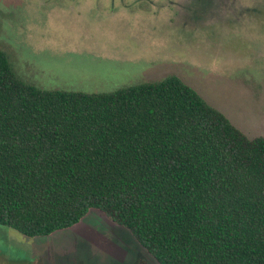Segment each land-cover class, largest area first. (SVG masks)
I'll return each instance as SVG.
<instances>
[{
	"label": "trees",
	"instance_id": "1",
	"mask_svg": "<svg viewBox=\"0 0 264 264\" xmlns=\"http://www.w3.org/2000/svg\"><path fill=\"white\" fill-rule=\"evenodd\" d=\"M89 209L157 264H264V138L173 74L40 89L0 50V225L45 236Z\"/></svg>",
	"mask_w": 264,
	"mask_h": 264
},
{
	"label": "rangeland",
	"instance_id": "2",
	"mask_svg": "<svg viewBox=\"0 0 264 264\" xmlns=\"http://www.w3.org/2000/svg\"><path fill=\"white\" fill-rule=\"evenodd\" d=\"M0 50L40 89L109 92L173 74L264 138V0H0ZM111 224L89 209L45 236L0 225V264H138Z\"/></svg>",
	"mask_w": 264,
	"mask_h": 264
},
{
	"label": "crops",
	"instance_id": "3",
	"mask_svg": "<svg viewBox=\"0 0 264 264\" xmlns=\"http://www.w3.org/2000/svg\"><path fill=\"white\" fill-rule=\"evenodd\" d=\"M77 223L74 224L73 226L77 225ZM111 225H112L113 228H111V227L110 228H111V231H112L114 237H116V238L120 237L121 240L122 239L124 240L125 235H127L129 237L128 239L130 241V245H128V240L125 241V245H127L129 247V253H128L129 256H128V258H126V261L128 260L127 262L134 261L135 263L137 262L138 264H143V263H145V264H148V263L149 264H157L155 262V260L151 256H149L148 253L141 246H139L136 243L135 240H134V242H131V239L133 237L131 238V235L126 230H124V229H122V228H120V227H118L116 225L115 226L113 224H111ZM98 231H101V233H96L95 232V235H94V236H98L97 237V241L101 239V236H105L107 234L106 229L104 227H98ZM107 250L112 252L111 248H108ZM131 253H134L135 257H132ZM123 255H127V253H125ZM114 262H116V261H114ZM114 262H109L108 264H114ZM122 262L125 263L124 261H122Z\"/></svg>",
	"mask_w": 264,
	"mask_h": 264
}]
</instances>
